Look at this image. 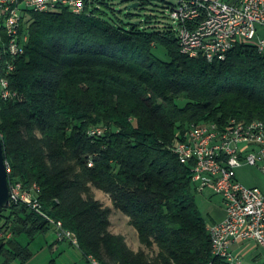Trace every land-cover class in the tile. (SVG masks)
Instances as JSON below:
<instances>
[{
    "label": "trees",
    "instance_id": "obj_1",
    "mask_svg": "<svg viewBox=\"0 0 264 264\" xmlns=\"http://www.w3.org/2000/svg\"><path fill=\"white\" fill-rule=\"evenodd\" d=\"M123 1L138 13L125 14L112 0H85L81 14L27 13L30 39L9 75L15 94L0 98L12 177L40 187L42 210L74 234L87 259L227 264L213 254L191 166L173 144L192 124L264 121V52L243 42L224 60L190 57L174 25L160 26L153 14L142 18L149 0ZM159 46L169 60L155 53ZM98 127L103 134L93 135ZM94 189L129 217L145 248L134 250L111 231L113 207ZM52 227L26 204L5 208L0 264L28 262L32 245Z\"/></svg>",
    "mask_w": 264,
    "mask_h": 264
},
{
    "label": "built area",
    "instance_id": "obj_2",
    "mask_svg": "<svg viewBox=\"0 0 264 264\" xmlns=\"http://www.w3.org/2000/svg\"><path fill=\"white\" fill-rule=\"evenodd\" d=\"M9 7H16V14H9ZM63 8L81 14L85 0H22V4L0 0V28H9L3 44L10 74L16 69V57L20 56V50H26L30 39L27 13ZM168 15L174 23L182 53L190 57L224 60L243 42L255 44L264 52V0H176ZM6 96L0 77V98L5 100ZM103 132L102 127L91 130L93 135ZM173 150L183 163L191 166L197 193L211 190L223 199L227 218L208 223L213 254L227 264H244L243 258L232 250L235 242L253 241L264 250V191L245 185L237 176V169L246 164L257 167L264 175V121L231 118L224 124H192L185 132H179V141ZM9 181L13 182L9 206L28 205L51 221L60 238L79 245L73 241L69 230L42 210L40 188L36 184L25 187L15 178ZM7 236L11 237L12 233Z\"/></svg>",
    "mask_w": 264,
    "mask_h": 264
},
{
    "label": "rangeland",
    "instance_id": "obj_3",
    "mask_svg": "<svg viewBox=\"0 0 264 264\" xmlns=\"http://www.w3.org/2000/svg\"><path fill=\"white\" fill-rule=\"evenodd\" d=\"M112 1L115 4V7L119 10L122 9L125 14L129 12L138 13L137 10L135 9L126 8V4L123 0H112ZM228 1L231 2V0ZM174 3H176V0H149V3L146 5V9H144V11L141 12L142 18L144 19L146 15L153 14L154 16L157 17L156 19L160 26L174 25L173 21L170 19L168 15ZM122 16L123 18H126L125 15ZM155 53L164 60L170 59L166 49L163 47L160 46L157 47L155 49ZM0 122H1V116H0ZM237 176L240 179V181L247 186L264 187V175L255 166H251L247 164L243 165L242 167L237 169ZM94 192L98 199L103 201L106 205L113 207V213L111 216V220H112L111 231L113 233L123 234L128 244L134 250H140L141 248H145L140 244L136 228L130 223L129 217L125 215L121 210L115 209L111 197L107 193L99 189H94ZM196 195H197L198 204L200 206L203 215L206 217L209 223H212L213 220L210 217V213L213 211L214 206L218 205V203L222 201V197L209 190L205 191L204 193H196ZM48 233L52 234V238L56 237L55 229L53 227L51 230L48 231ZM62 248L64 249L67 248L66 251H69L71 253L69 255L70 258H68V260H65V262L67 261V264H80L81 262H85L86 259L83 252L77 246L72 245V243L69 240L64 241L62 243ZM62 248L60 249V252H62L63 250ZM146 251L150 252L148 248H146ZM50 252L53 251H51V249L44 250V253L39 255V257L33 260L30 264L50 263L52 259L50 257ZM259 252L261 254H260V260L258 262H253V261L251 262V260H249L250 262L246 261V263L264 264V250L259 249ZM61 262H63L62 259ZM12 264H21V261L15 260Z\"/></svg>",
    "mask_w": 264,
    "mask_h": 264
},
{
    "label": "crops",
    "instance_id": "obj_4",
    "mask_svg": "<svg viewBox=\"0 0 264 264\" xmlns=\"http://www.w3.org/2000/svg\"><path fill=\"white\" fill-rule=\"evenodd\" d=\"M251 187H259L264 191V187H260V186H251ZM210 217L213 220L212 223L223 221L227 218V211L223 199L221 202L218 203V205L214 206L213 211L210 213ZM53 228L55 229L56 237L52 238V234L47 233L45 236L41 238L38 245L33 244L32 245L33 257L25 264H30L33 260L37 259L39 255L43 254L44 250L46 249H51V251H53L50 252V257L52 259L48 264H67V261L65 262V260H68V258H70L69 255L71 253L69 251H66L67 248L66 249L62 248V243L64 241H68V239L60 238L56 227ZM72 245L74 244L72 243ZM77 247L79 248V246ZM61 248L63 249L62 252H60ZM259 249L261 248H259L256 245V243L253 241H237L232 245L233 252L240 255L243 258L244 264H247L246 261L250 262L249 260H251V262L252 261L258 262L260 260V254H261L259 252ZM61 259L63 260V262H61ZM85 259L87 260V261L85 260L86 263L81 262L80 264H89V263L91 264L89 259H87L86 257Z\"/></svg>",
    "mask_w": 264,
    "mask_h": 264
},
{
    "label": "bare ground",
    "instance_id": "obj_5",
    "mask_svg": "<svg viewBox=\"0 0 264 264\" xmlns=\"http://www.w3.org/2000/svg\"><path fill=\"white\" fill-rule=\"evenodd\" d=\"M61 1L62 2H75L76 0H61ZM14 3L15 4H22V0H14ZM9 14H16V7H9ZM2 29H4V31L6 32V35H9V28H2ZM24 52H25V50H20V55H22ZM9 75H10V73H9V68L7 67V56H5V45L3 44V37L0 36V77H1V80L4 81V84H5V90L7 92L6 99L8 97H10L11 95L15 94V93H12L11 89H10ZM177 141H179V132L177 133V135L175 137L173 148L175 147V144H177ZM8 162H7L8 175H9V178H13L12 177V168ZM38 188H40V187L38 186ZM10 192H13V182H10ZM58 223H60V225L63 226L61 221H58ZM70 234H71L73 241L75 243H78V239L74 236V234L71 232H70ZM211 238H212V235H211ZM90 258L92 260H94L96 262V264H100V262L97 259H95L94 257H90Z\"/></svg>",
    "mask_w": 264,
    "mask_h": 264
},
{
    "label": "water",
    "instance_id": "obj_6",
    "mask_svg": "<svg viewBox=\"0 0 264 264\" xmlns=\"http://www.w3.org/2000/svg\"><path fill=\"white\" fill-rule=\"evenodd\" d=\"M137 5H139V3H133L129 7ZM10 200L11 193L7 160L4 152L3 140L0 136V213L9 206Z\"/></svg>",
    "mask_w": 264,
    "mask_h": 264
}]
</instances>
